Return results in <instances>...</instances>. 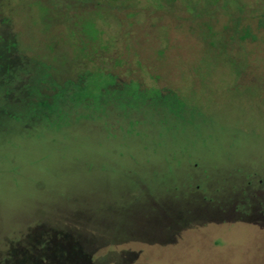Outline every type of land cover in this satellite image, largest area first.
<instances>
[{"label":"rangeland","instance_id":"obj_1","mask_svg":"<svg viewBox=\"0 0 264 264\" xmlns=\"http://www.w3.org/2000/svg\"><path fill=\"white\" fill-rule=\"evenodd\" d=\"M2 31L84 76L0 115V264L42 228L70 264H264V0H0Z\"/></svg>","mask_w":264,"mask_h":264},{"label":"trees","instance_id":"obj_2","mask_svg":"<svg viewBox=\"0 0 264 264\" xmlns=\"http://www.w3.org/2000/svg\"><path fill=\"white\" fill-rule=\"evenodd\" d=\"M97 35L98 30L92 35L93 39L88 34L83 36L93 44L97 41ZM11 38L6 31L1 32L0 39L4 50L0 53V115L15 117L18 120L47 118L54 113L55 103L65 100V94L72 96L77 87L76 82L82 80L84 75L81 74L69 77L67 67L77 59L75 57L72 63L67 64L64 61L62 67L56 66L59 56H53L54 60L49 63L33 61L21 55L18 48L15 49L14 43L8 44L12 43ZM91 51L96 54L95 50ZM83 56H86L84 52L79 57L84 58ZM30 73L33 77L27 82L23 81L26 76L31 75ZM73 78L77 80L74 81ZM13 107L15 110H12ZM70 236L68 233H57L42 228L34 242H30V248L21 244L19 251L14 250L17 255H10L11 260L4 259V263L10 261L8 264H70L73 260L80 261L83 244Z\"/></svg>","mask_w":264,"mask_h":264}]
</instances>
